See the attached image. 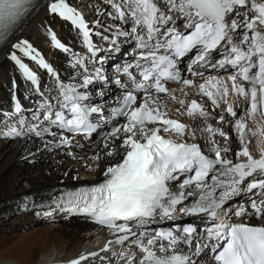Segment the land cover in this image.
Returning a JSON list of instances; mask_svg holds the SVG:
<instances>
[{
    "label": "snow or ice",
    "instance_id": "obj_1",
    "mask_svg": "<svg viewBox=\"0 0 264 264\" xmlns=\"http://www.w3.org/2000/svg\"><path fill=\"white\" fill-rule=\"evenodd\" d=\"M107 3L109 18L120 22L104 28L112 37L94 32L67 0L47 2L49 14L78 29L90 54L73 52L48 29L52 45L72 56L74 82H62L28 40L10 45L14 51L9 59L43 99L31 114L37 124H26L21 116L0 135L50 136L52 140H45L49 151L51 146L70 147L76 136L96 137L90 159L102 179L50 194V205H40L86 215L113 237L99 251L82 253L68 264H202L209 259L213 264H264V151L254 157L249 148L251 137L264 138V0ZM36 6L37 0H0V44ZM93 27L101 25L97 21ZM93 35L111 45L110 51L120 37L134 40L138 50L135 63L117 69L127 82L115 81L124 89L115 105L105 99L107 91H99V101L88 91L96 83L110 82L96 66L104 63L99 58L104 49L93 43ZM189 54L192 62L185 70L180 63ZM24 58L54 78L55 95L42 92L38 74ZM197 68L216 72L205 76ZM185 71L202 82L184 78ZM170 83L195 88L196 94L190 98L181 88L179 98ZM13 101V112H0L9 120L26 111L15 96ZM169 102L178 107L170 108ZM217 109L233 119L219 115L214 127L209 120ZM184 116L196 123L175 118ZM43 121L48 125L41 127ZM226 123L235 128L232 142H239L238 149L229 143ZM217 189L223 190L219 196ZM233 197L244 202L229 215L224 205ZM189 198L195 201L191 206L185 204ZM197 214L203 221L199 231L196 225L153 227Z\"/></svg>",
    "mask_w": 264,
    "mask_h": 264
},
{
    "label": "bare ground",
    "instance_id": "obj_2",
    "mask_svg": "<svg viewBox=\"0 0 264 264\" xmlns=\"http://www.w3.org/2000/svg\"><path fill=\"white\" fill-rule=\"evenodd\" d=\"M47 2L38 1L0 49L1 108L7 106V100L15 90L13 82L19 83L16 65L9 59L14 51L10 45L26 39L34 47L43 45L50 50L49 42L43 41L42 32L44 23L54 21L47 11ZM92 140H81L67 150L51 151L42 140L0 142V264H44L52 257L76 258L86 254V249L98 241L94 236L102 237L107 233L81 220L40 224L36 214L17 213L18 202L29 194L41 199L45 193L50 195L59 187L101 180L100 169L92 165L90 159L96 150ZM28 157L35 161L32 164L26 162L24 159ZM100 163L103 167V160Z\"/></svg>",
    "mask_w": 264,
    "mask_h": 264
},
{
    "label": "rangeland",
    "instance_id": "obj_3",
    "mask_svg": "<svg viewBox=\"0 0 264 264\" xmlns=\"http://www.w3.org/2000/svg\"><path fill=\"white\" fill-rule=\"evenodd\" d=\"M78 139H76L75 141H74V143H78V142H80V140H78ZM5 160V159H4ZM26 162H28V163H31L32 164V162L33 161H35L34 159H32V158H30V157H28V158H25L24 159ZM1 162H2V160L0 161V165H1Z\"/></svg>",
    "mask_w": 264,
    "mask_h": 264
},
{
    "label": "trees",
    "instance_id": "obj_4",
    "mask_svg": "<svg viewBox=\"0 0 264 264\" xmlns=\"http://www.w3.org/2000/svg\"><path fill=\"white\" fill-rule=\"evenodd\" d=\"M78 140H80V141H81V139H80V138H78Z\"/></svg>",
    "mask_w": 264,
    "mask_h": 264
}]
</instances>
